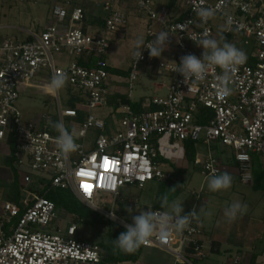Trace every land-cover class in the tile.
Listing matches in <instances>:
<instances>
[{
	"label": "built area",
	"instance_id": "built-area-1",
	"mask_svg": "<svg viewBox=\"0 0 264 264\" xmlns=\"http://www.w3.org/2000/svg\"><path fill=\"white\" fill-rule=\"evenodd\" d=\"M47 1L52 3V14L41 31L30 32L25 41L6 39L0 44V148L4 145L8 154L13 150L21 193L19 202L2 203L0 264H102L105 250L99 243L76 239L78 223L74 220L64 227L54 226L52 231L38 229L60 219L56 204L47 194L57 189L71 191L96 213L124 226L126 222L116 214V219L110 218L120 190L128 185L144 188L152 181L172 179V165L187 162V140L198 142L194 164L203 176L226 170L220 156L212 152L214 143L232 150L239 180L252 183V155L264 158V0H167L157 7L156 0H136L138 11L148 19L145 44L167 31L169 40L163 47H175L178 59L150 57L147 48L142 50L143 58L138 63L131 56L126 99L119 104L115 128L94 111L108 105V35L128 26V14L119 7L120 0H103L98 5L105 13L104 30L94 34L81 26L83 7L71 6V0ZM172 1L183 10L176 18L171 15ZM199 7L214 9V16L202 21L195 11ZM216 20L224 23L222 39L232 36L231 44L242 42L247 55L246 62L232 74V93L223 98L216 90L219 67H210L204 81L190 84L174 71L183 55L191 53L202 58L203 48L190 37L199 39L207 32L209 38L219 41ZM55 55L71 59L63 67ZM141 63L169 77L165 96L135 101L133 89ZM47 71L51 79L58 73L66 74L72 91L86 109V118L79 125L72 123L70 132L75 130V137L82 140L76 143L79 147L75 159L71 153L64 156L57 147L55 138L59 133L51 127L50 114L26 121L16 105L21 91L49 85L36 83L39 74ZM52 95L59 99L58 92ZM200 106L213 112L205 124L196 123ZM80 112L76 107L62 108L58 100L59 121L65 127V119H78ZM92 129L98 133L92 149H86L85 141ZM201 146L207 149L201 151ZM104 157L110 161L107 168L102 167ZM81 170L94 175L81 176ZM83 183L93 185L91 195L83 190ZM110 183L115 187H107ZM102 194L114 196L112 210L98 204ZM203 233L202 223L192 218L184 231H172L164 240L154 235L143 246L167 251L175 257V264H194L192 259L207 257L200 239ZM234 262L241 264V259L237 257Z\"/></svg>",
	"mask_w": 264,
	"mask_h": 264
},
{
	"label": "rangeland",
	"instance_id": "rangeland-1",
	"mask_svg": "<svg viewBox=\"0 0 264 264\" xmlns=\"http://www.w3.org/2000/svg\"><path fill=\"white\" fill-rule=\"evenodd\" d=\"M166 1V0H165ZM103 0H71V6H82L85 8L88 15L91 16L102 15V10L100 4ZM158 6L159 3L164 2L163 0H156ZM119 7L122 8L129 17L140 18L139 22H144L136 6V0H120ZM171 13L178 15L180 13L179 8L171 9ZM52 14V3L44 0L40 3H35L34 0H28L27 2L20 3L17 0H0V44L6 40H18L25 41L29 38L30 32H39L51 19ZM94 20H85L82 25L91 26L94 25ZM216 31L220 35V42L222 39V30L224 29L223 21L216 20ZM116 34H121L115 32ZM123 38V35H119ZM131 38V37H130ZM241 39V37H240ZM125 38H123V41ZM239 40V39H238ZM234 45L243 50L242 42H234ZM171 54V53H170ZM175 54L169 59H175ZM57 63L63 67L67 65L71 59L67 55H55L54 56ZM131 64V62H130ZM51 77L47 72H42L36 78V83L49 84ZM169 84V78L167 76L158 75L153 70H150L146 63H141L139 67L138 79L134 84L133 95L134 98L138 99L141 96L152 97V96H165L167 94V86ZM48 85L43 88L30 87L25 89V91L20 92V98L17 101V107L22 112L24 119L26 121L38 118L42 114H50L52 118V123L59 121L58 115V100L62 108L76 107L80 112V117L78 119H65L66 127L70 133L73 130L72 123L79 125L86 118V109L79 103L77 95L72 91L71 86L67 80L66 85L58 91L59 99L52 95V93L46 90ZM128 89V83L125 85V90ZM105 107L103 111L106 109ZM102 111V110H101ZM106 111V110H105ZM94 113H99V110L94 111ZM108 119V117H103ZM109 120V119H108ZM112 121V120H110ZM112 123V122H111ZM98 130L92 129L86 138V149H92L95 137ZM75 142H82V140L75 138ZM214 145V146H213ZM204 147L201 146V151H204ZM212 152L214 151L215 144H211ZM220 149H227L223 145H219ZM207 149V148H206ZM9 149L4 145L0 148V214L2 213V203L9 200L12 194V183H13V173L11 168L6 162V156L8 155ZM228 151V149H227ZM72 157L75 159L77 157L76 151L71 153ZM253 181L251 184L242 183L236 170L227 169L222 172H227L233 177L232 186L226 191L211 192L208 190L207 182L209 177H205L201 174L200 168L197 167L194 162H185L181 164H173L172 167L175 169L176 174L172 179L167 181H152L145 185L144 188H139L134 185H128L120 190V196L117 199V206L114 209L115 214L122 218L126 223H132V217L138 215L140 210H147L149 203L160 201L161 197L165 194L168 196L169 203L173 201H179L183 203L184 211L186 209L192 210L193 207L196 208L198 213V218H194L197 221L203 219L205 225L208 219L214 218L218 213V209L223 207L226 208L233 201H240L244 199V203L247 205L248 216L253 219L257 216L259 210H255L256 207L261 208L264 211V158L258 154H253ZM234 172H233V171ZM20 182V181H19ZM164 183V184H163ZM200 189L203 190V197L207 198V201L202 199H197L192 192H198ZM242 197V198H241ZM131 201L133 203H131ZM114 202V196L111 194H102L98 200V204L105 210H112V205ZM218 205V206H215ZM203 206L205 212H211V216H205L204 213L200 212L199 209ZM215 206V207H214ZM131 208L133 211L129 213L128 209ZM166 210L165 208H162ZM57 219L54 224H50L47 227H39L41 231H52L53 227H64L66 223L72 221L74 218L63 208H57ZM101 215V214H99ZM263 216V214H261ZM65 219V221L62 220ZM109 221L108 218L103 217ZM107 221V222H108ZM109 224L102 222H95L91 226L85 224H78V232L76 239L86 240L90 242L101 243L105 242L110 237V232L112 231H126V228L121 225H117L112 221ZM202 223V222H201ZM203 224V223H202ZM204 226V225H203ZM209 233V231H208ZM222 253H210L208 249L205 248V252L208 257L202 260L192 259L194 264H235L234 260L238 255V251L234 247H225ZM106 255V253H105ZM104 255V256H105ZM175 257L169 253L165 254L160 248H145L142 252L138 264H175ZM210 262V263H209ZM134 264V263H129ZM241 264H245L242 259Z\"/></svg>",
	"mask_w": 264,
	"mask_h": 264
},
{
	"label": "clouds",
	"instance_id": "clouds-1",
	"mask_svg": "<svg viewBox=\"0 0 264 264\" xmlns=\"http://www.w3.org/2000/svg\"><path fill=\"white\" fill-rule=\"evenodd\" d=\"M195 11L204 22L215 14L214 9L211 8L199 7ZM169 35L167 31H161L156 35L154 41L147 44H145L142 36H138L135 40L134 51L132 52L133 58L138 63L143 58L142 50L144 48L149 50L150 57H160L165 49L163 45L168 44ZM190 38L197 46L203 48L202 58L191 53L183 55L174 71L182 74L185 82L190 84V82L204 81L210 67H219L221 74L216 76L217 94L221 98L230 95L232 89L229 87V84L232 81V74L239 65L246 62V53L234 44L209 38L207 32L199 39L196 36ZM66 82V74L58 73L51 79L48 85L49 91L55 94L66 85ZM51 127L59 133L55 138V143L64 156H68L78 149L79 146L75 142V130L69 133L62 121L51 123ZM232 183L233 177L225 172L219 175L213 174L208 179L207 187L211 192H220L228 190L232 186ZM107 187L114 188L115 185L110 183ZM159 202L161 203V207L165 208L166 211L154 212L151 210V207H148L147 210H140L138 215L132 217V223L124 225L126 231L121 232L113 241L116 248L126 253H132L142 245H147L154 235H158L160 239L164 240L171 235L172 231H184L189 227L192 218H198L195 208L190 213L184 214L183 203L173 201L170 204L166 194L161 197ZM128 211L131 213L133 210L129 208ZM199 211L204 213L205 216L212 215L210 211L205 212L203 206ZM246 211L247 205L237 200L233 201L226 208L224 215L231 222L237 219L238 216L246 213ZM110 218L116 219L114 212Z\"/></svg>",
	"mask_w": 264,
	"mask_h": 264
},
{
	"label": "crops",
	"instance_id": "crops-1",
	"mask_svg": "<svg viewBox=\"0 0 264 264\" xmlns=\"http://www.w3.org/2000/svg\"><path fill=\"white\" fill-rule=\"evenodd\" d=\"M163 1H164L163 3H166L167 0L166 1L163 0ZM170 7L171 9L173 8V10L174 8H179L180 13L183 12L182 8L176 5L174 1L171 2ZM180 13L178 15H180ZM140 15L141 18L144 19V22H139L140 18L129 17L128 26L123 30L118 31L121 34L114 33L108 35V40L110 42V49H109V54L107 56V60L109 63L108 66L109 77L107 80V87L109 89L110 94L108 96V105L107 108L105 109L106 111L105 110L103 111L104 109L103 108L102 111L99 110V113L96 114L99 116L108 117L109 120L108 119L107 120L109 123V127L111 128H115L118 122V118L120 117L118 112L120 102L126 99L125 94L127 89L125 90V85L126 83H128L130 62H131L132 52L134 51L135 40L138 36H142L144 41L146 39L145 29L148 19L145 15L141 13ZM171 15L175 18L178 17V15L172 13ZM96 17L103 20L105 17V13L102 12V15L101 14L96 15ZM103 30H104V24L101 25L97 21L94 22L93 26H91L90 24L87 28V31H90L91 33L94 34H100L103 32ZM119 35H123V38H125V40L123 41V38H120ZM172 54H175L174 56L175 59L171 60L169 59V57H172ZM158 58L168 61H176L178 59L177 49L175 47L165 48L164 51L162 52V55ZM144 97L146 96H141L138 99L136 98L134 99L135 101H139ZM214 149H215L214 151L217 152L215 153V155L220 156L224 166H226V169L227 167L228 169L229 168L230 169L232 168L233 170L235 169L236 174H238L236 163H234V160L232 158L233 156L232 150L229 148H227L228 151L227 149L222 150L216 144ZM192 193L197 199H202L205 202L207 201V198L203 197L202 189H200L198 192H192ZM195 193L198 194L195 195ZM244 201L245 200L242 199L241 203L245 204ZM158 202L159 201L153 203L151 202L148 204L147 207L153 208L156 204H158ZM161 210L166 211L162 209V207ZM192 210L188 208L184 211V214L190 213ZM255 210H259V213L257 216H254L253 219H250V217L248 216L249 214L247 209L246 213L238 216L237 219H235L234 221L229 222L224 215L225 209H223V207H220L218 209V213L216 214V216L214 218L211 217L210 220L208 219L206 225L203 219H200L201 222L203 223L202 225H204L203 226L204 233L200 238L201 243L204 245L206 249H208V251H210V253L221 254L222 251L224 250L223 248L234 247L238 251V255L236 256V258L239 257L241 261L243 259L245 264H264V211L261 208L257 207L256 209L255 207V209L250 213L253 214ZM261 214H263V216H261ZM161 251H163L165 254L168 253L165 250H161ZM208 255L209 254H207V257ZM134 264H138V262Z\"/></svg>",
	"mask_w": 264,
	"mask_h": 264
},
{
	"label": "trees",
	"instance_id": "trees-1",
	"mask_svg": "<svg viewBox=\"0 0 264 264\" xmlns=\"http://www.w3.org/2000/svg\"><path fill=\"white\" fill-rule=\"evenodd\" d=\"M85 10V8H83ZM94 20L99 24L103 25L104 20L97 18L96 16L88 15L85 10V20ZM82 25L84 30H87L88 26ZM232 36H224L223 42H231ZM213 112L209 108L200 106L198 108V113L196 116V123L205 124L212 117ZM198 142L194 140H187L185 142L186 147V159L189 162H194L197 155V146ZM13 152V150H11ZM8 154L6 156V162L8 166L11 168L13 173V183H12V194L9 197V200L19 202L21 199L20 193V179L19 175L14 168V157L13 154ZM176 174V172H175ZM164 184V183H163ZM47 197L53 201L57 208H63L66 210L71 216H73V220L75 222L85 224L87 226L93 225L95 222H102L105 224H109L110 222L101 215L93 211L86 204L81 202L71 191L68 190H60L52 191L47 194ZM2 209V206H1ZM152 209H161V203L158 202ZM108 221V222H107ZM124 231H112L110 232V237L107 241L99 243L102 248L105 250L106 255L103 258L102 264H129L136 263L140 260L143 250L145 247L142 245L139 249L132 253H126L115 247L113 241L119 236V234Z\"/></svg>",
	"mask_w": 264,
	"mask_h": 264
},
{
	"label": "snow or ice",
	"instance_id": "snow-or-ice-1",
	"mask_svg": "<svg viewBox=\"0 0 264 264\" xmlns=\"http://www.w3.org/2000/svg\"><path fill=\"white\" fill-rule=\"evenodd\" d=\"M109 163H110V161H109V159L107 158V157H104L103 158V165H102V167L103 168H107L108 167V165H109ZM112 163V167H115V163L114 162H111ZM79 175H81V176H92V175H94L92 172H86V171H84V170H81V172L79 173ZM103 179V177H101V180ZM82 188H83V190L86 192V193H89V194H91V191H92V188H93V185H91V184H88V183H83L82 185Z\"/></svg>",
	"mask_w": 264,
	"mask_h": 264
}]
</instances>
